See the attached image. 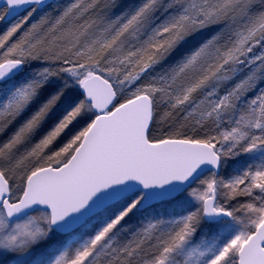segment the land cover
I'll use <instances>...</instances> for the list:
<instances>
[{
	"label": "snow or ice",
	"instance_id": "6c2138e0",
	"mask_svg": "<svg viewBox=\"0 0 264 264\" xmlns=\"http://www.w3.org/2000/svg\"><path fill=\"white\" fill-rule=\"evenodd\" d=\"M47 7L0 0L26 13L0 35V264H264V0H72L12 41ZM158 203L180 214L126 227Z\"/></svg>",
	"mask_w": 264,
	"mask_h": 264
},
{
	"label": "trees",
	"instance_id": "16d2710c",
	"mask_svg": "<svg viewBox=\"0 0 264 264\" xmlns=\"http://www.w3.org/2000/svg\"><path fill=\"white\" fill-rule=\"evenodd\" d=\"M143 0H117V3L120 5L119 8H117L116 14H119L120 12L131 8V7H135L138 6L140 3H142ZM72 3V0H51L48 4L50 5V7H47L45 9L38 10L30 19L29 21L23 26V28L14 35V37H12V41L16 40L19 38V36L22 34V32L24 30H27V28H29L31 26V24L36 23L37 21L40 20V18L42 16H44L45 14H48L50 16H55L57 14V12L59 10H62L64 7H66L68 4ZM0 11H2V9H0ZM26 15V13L21 12L19 15L14 16L13 18L7 20V21H0V35H3L12 25H14L15 23L19 22L22 17ZM218 27H214V28H210L208 30H206L205 32V36L208 35H212L214 34L216 31H218ZM2 51V50H0ZM259 49H255L254 52L256 54H259ZM181 54V52H177L174 53L172 55V57L169 58L168 61H166L165 63L158 65L154 70H153V74L155 73H159L162 72L164 69H166L171 63H173L176 59L179 58V55ZM43 65V61H33L31 62V68L32 70H36L38 69L40 66ZM46 66V65H44ZM82 125H77L76 128L73 129V132L78 130L79 127H81ZM13 128H10L6 133H4L3 135H0V143L5 142L8 137L10 136L11 132L13 131ZM153 134L154 135H159L160 134V130L159 128H154L153 129ZM67 137H64V139H66ZM63 142V140H61L60 142H58V144L56 145L57 147Z\"/></svg>",
	"mask_w": 264,
	"mask_h": 264
},
{
	"label": "rangeland",
	"instance_id": "374dc122",
	"mask_svg": "<svg viewBox=\"0 0 264 264\" xmlns=\"http://www.w3.org/2000/svg\"><path fill=\"white\" fill-rule=\"evenodd\" d=\"M247 69H245V72ZM244 73H241L243 75ZM234 172V166H229L226 170H221V176L227 178L228 176L232 175ZM195 186V185H194ZM258 192V190H256ZM247 197H236L235 200L231 201L230 203L235 205L240 202H244L247 200ZM180 214V209L176 208L175 205L167 204V203H158L154 205L153 207H150L148 209H145L142 211L141 214L131 216L127 220L126 227L130 229H135L139 227V225L143 222H145L148 219H152L154 216H163L164 218H172L176 217ZM98 226L97 222L95 220L91 221L88 225L79 228L78 232L76 233V236H82L83 238H87L88 235L91 234V232L94 230V227ZM199 236V233H198ZM71 238L65 235H57L54 238V241H68Z\"/></svg>",
	"mask_w": 264,
	"mask_h": 264
},
{
	"label": "water",
	"instance_id": "95a60500",
	"mask_svg": "<svg viewBox=\"0 0 264 264\" xmlns=\"http://www.w3.org/2000/svg\"><path fill=\"white\" fill-rule=\"evenodd\" d=\"M51 0H47V3H49ZM13 18L12 16L5 17L4 21H7L9 19Z\"/></svg>",
	"mask_w": 264,
	"mask_h": 264
}]
</instances>
